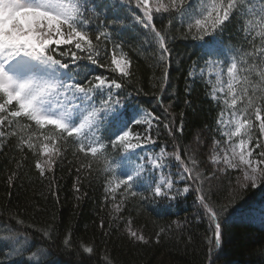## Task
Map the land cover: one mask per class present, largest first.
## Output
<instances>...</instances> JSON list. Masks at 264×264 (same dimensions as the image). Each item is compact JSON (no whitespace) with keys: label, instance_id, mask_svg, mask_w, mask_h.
I'll use <instances>...</instances> for the list:
<instances>
[{"label":"snow or ice","instance_id":"obj_1","mask_svg":"<svg viewBox=\"0 0 264 264\" xmlns=\"http://www.w3.org/2000/svg\"><path fill=\"white\" fill-rule=\"evenodd\" d=\"M121 7H125L123 2ZM85 10L95 14L92 0H0V149L6 146L9 138H17L16 147L22 153L21 158L26 159L23 155L25 148L32 152L39 177L47 180L45 187L58 201V185L53 168L57 158L63 156L62 148L69 138H74L78 152L92 158L82 167L91 168L92 163H103L105 166L101 171L114 172L106 155L109 145L104 140H109L113 149L117 146H121L125 152L139 149L142 147L141 140L154 143L151 133L159 135L158 125L162 124L176 143L170 154L162 147L151 164L160 168L163 158L170 155L182 166L183 173L189 174L188 178L196 183L199 207L207 219L215 244L219 246L221 214L226 209V205L220 203L226 195L224 188L220 184L213 186L210 183L205 188V177L196 170L197 160L191 158L192 167H189L181 159L175 133L182 132L183 121L177 125L175 117L169 113L171 105L165 107L162 98L156 99L162 113H156L155 109H142L140 118L134 119L136 126H144L143 136L129 127L131 121L120 112L118 97L125 83L135 77L131 57L123 53L122 45L113 44L109 63V25L97 24L94 29L91 28L84 15ZM163 14H167V26L158 28L154 18H162ZM129 16L135 25L146 30L145 41L156 50L157 62L154 67L162 69L158 78L161 93L169 82L171 41L174 39L170 30L174 21L178 19L181 26H187L185 36L191 35L193 39L209 45L205 65L220 69L215 72L214 81H206L211 86L210 99L216 101L219 107L216 130L220 133V139L213 138L209 160L217 166L219 173H237L236 185L240 189L264 183V0H196L195 4L189 3V0H135V8L127 7L124 20H128ZM244 16L250 18L243 20ZM121 23L112 21L113 25ZM229 24L242 25V30L248 36L254 32L260 41L259 51L253 38L250 41L253 52L241 53L236 50L223 62L214 60L212 57L216 55V48L212 46L211 37L224 31ZM118 48L121 49L119 56ZM237 56L240 57L239 66ZM249 57L251 59H247ZM81 60L98 67H105L107 63L122 79L104 75H94L88 79L89 73H86L85 83L78 79V69L81 67L78 62ZM225 65L227 81L222 79ZM196 67L198 65L194 64L187 73L193 82ZM113 89L117 91L113 92ZM22 120L25 122L22 123ZM45 126H54V130L37 134V130ZM101 128L106 135H97V130ZM38 143L39 151L36 150ZM17 167H22L20 162H17ZM143 168V164H137L133 173L120 179L115 187L108 181L109 187L105 188V192L114 193L116 188L123 185L124 192L130 197H143L142 193L131 191L134 178L142 175ZM16 176V172L9 175L8 183L11 184ZM79 179L78 176V183ZM207 179L219 180L220 177L217 171H213ZM231 183L229 180V186ZM150 187L154 197L175 198L169 195L174 189L173 179H162L154 186L150 183ZM189 190L188 186L182 189L184 193ZM176 194H179V190ZM129 195L113 205L114 213L122 210ZM44 198L47 199L46 196ZM177 227L180 225L177 224ZM39 231L50 239L55 228L45 226ZM126 231L134 241L149 243L148 238L131 227L130 221ZM161 233H166V229L161 228L157 236ZM0 243L6 244V251L15 248L21 257L28 251V240L19 233H13L8 240ZM62 243L65 246L73 243L70 229ZM80 247L84 253L92 254L95 251L92 242H84ZM35 256L36 253L32 252L31 257ZM31 257L26 264H34ZM0 264L7 262L0 261ZM35 264L45 262L40 260ZM104 264H111L107 255Z\"/></svg>","mask_w":264,"mask_h":264},{"label":"trees","instance_id":"obj_2","mask_svg":"<svg viewBox=\"0 0 264 264\" xmlns=\"http://www.w3.org/2000/svg\"><path fill=\"white\" fill-rule=\"evenodd\" d=\"M122 2L124 8L121 7ZM189 3H194V0H189ZM92 6L95 7V14L87 10L84 12L90 22L89 26L94 29L97 24L109 25V63L113 44L122 45L123 53L131 57L135 77L120 90V103L127 106L132 103L150 111L155 109L156 113H162V108L156 104L158 97L163 99L165 107L171 105L169 113L175 117L177 125L183 121L182 132L175 133L181 159L189 167H192L191 158L197 160L196 170L203 173L205 188L209 183L213 186L220 184L224 188L226 195L220 201L226 205L221 214V243L219 246L215 244L207 219L199 207L196 183L188 178V173H184V185L189 187V192L185 195L169 194L175 198L154 197L150 183L142 177L133 181L131 191L142 193L143 197H130L124 192V186L117 193L105 192V188L109 187L108 181L113 180V172L101 171L105 166L103 163H92L91 168L82 167L92 158L78 152L74 138H69L63 145V156L57 158L53 168L58 185L57 201L45 187L47 180L39 177L32 152L25 148L23 155L26 159H22V153L16 147L17 138L13 137L0 149V241L8 240L13 233H19L21 237L27 238L28 251L21 257L15 248L9 252L6 251V244L0 243V253H3L0 254V261L26 264L31 253L35 252L36 256L31 257L34 264L40 260L45 264H104L106 255L111 264H264V218L254 220V217H249L256 210L254 205L259 207L264 202V183L240 189L236 185L237 173H219L217 166L209 160L213 138L220 139V133L216 130L219 107L216 101L210 99L211 86L206 84L208 80L202 56V48L208 44L193 39L191 35L185 36L187 26H181L178 19L174 21L170 30L174 39L171 41L169 82L161 93L158 78L162 69L154 67L157 53L145 41L146 30L135 25L131 16L124 20L127 7L135 8V0H131L130 5L129 0H92ZM248 18L244 16L243 20ZM114 20L123 23L113 25ZM154 23L158 28L161 25L167 26V14H163L162 18H154ZM253 38L258 52L260 41L254 32L248 36L242 30V25L229 24L224 31L214 34L211 42L222 44L224 51L220 55L223 56L228 51L253 52L250 43ZM116 51L119 56L121 49ZM239 59L237 56L238 65ZM78 63L81 65L78 79L85 83L86 73H89L88 79L94 75L122 79L107 63L105 67L91 65L86 60ZM194 64L198 65L194 71L195 82L187 74ZM143 127L133 126L132 130L143 135ZM158 127L159 135L151 133L153 145L157 151L163 147L171 153L176 142L162 124ZM53 130L54 127H45L37 130V134ZM40 143L37 144V151ZM107 144L106 155L112 163L122 156L124 150L121 146L113 149L110 143ZM17 162L22 167L18 168ZM177 165L182 171L179 162ZM213 171H217L219 180L207 179ZM13 172L17 176L9 184L7 177ZM125 195H129V198L122 210L114 213L113 205L118 204ZM129 221L133 229L139 230L149 239V243L136 242L128 236L126 227ZM45 226L55 228L50 239L39 231ZM161 228L166 229V233L158 237ZM68 229L71 230L73 243L65 246L62 240ZM84 242L94 244V253L83 252L80 245Z\"/></svg>","mask_w":264,"mask_h":264},{"label":"rangeland","instance_id":"obj_3","mask_svg":"<svg viewBox=\"0 0 264 264\" xmlns=\"http://www.w3.org/2000/svg\"><path fill=\"white\" fill-rule=\"evenodd\" d=\"M198 7V5H196ZM220 70L219 68H213V72L209 73L207 72L206 78L212 79L215 77V72ZM224 75L222 77V79L224 81H227V72H226V65L223 66L222 68ZM201 74V73H200ZM117 90L113 89V92H116ZM119 110L120 112L123 114V116L125 117V119L129 120L128 116L125 113V110L123 108V104H119ZM142 115L141 111H137L136 114H133V116L131 117V123L133 125H135L134 123V119H138L140 118V116ZM130 121V120H129ZM104 133L103 128L97 130V135H101ZM141 136H143L141 134ZM106 142H109V140L106 139ZM136 141H133V143H135ZM141 144L142 147L139 149H135V150H130L127 152V154L124 156V158H122V160L118 161L117 163L115 162V169L119 172V176L120 179H125L127 177V175H130L133 173L134 168L136 167L137 164H143L144 168L142 170V176H144V178L149 179V181L151 182V184L160 182V180L162 179H173L174 180V189L172 191V193L170 194H174L177 193V190H179V194L180 195H185L187 193H184L182 191L183 187H185L186 185V177L184 175V173L182 171H180L179 166L177 165V162L175 161L174 157L170 156V155H166L163 158L162 164L163 166L160 168L154 167L151 164V161L160 154V151H157L155 146L153 145V143H146L143 140H141ZM166 153H169L167 151H165ZM170 154V153H169ZM175 162V163H174ZM120 167H124L125 173H120L119 169ZM124 174H126V176H124ZM116 183H118L117 180H113L112 181V187H115ZM120 187L123 188V185H121ZM119 188H116L114 193H117L119 190ZM111 192V191H110ZM254 210L251 215H249L250 218L254 217V220H258V219H263L264 218V202L262 205H260L258 207V205H254L253 207Z\"/></svg>","mask_w":264,"mask_h":264}]
</instances>
